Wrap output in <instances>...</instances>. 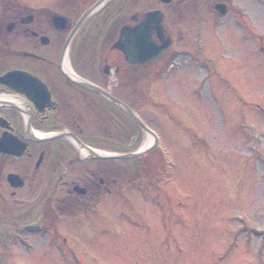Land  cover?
Returning a JSON list of instances; mask_svg holds the SVG:
<instances>
[{
	"label": "rangeland",
	"instance_id": "obj_1",
	"mask_svg": "<svg viewBox=\"0 0 264 264\" xmlns=\"http://www.w3.org/2000/svg\"><path fill=\"white\" fill-rule=\"evenodd\" d=\"M205 25L207 51L134 78L135 111L172 164L164 167L153 137L117 108L118 126L85 141L107 155L146 153L103 159L119 174V192L61 224L59 239L17 231L29 222L14 220L20 212L0 218V264H264V52L249 34L258 26ZM22 199L25 210L32 195Z\"/></svg>",
	"mask_w": 264,
	"mask_h": 264
},
{
	"label": "flooded vegetation",
	"instance_id": "obj_2",
	"mask_svg": "<svg viewBox=\"0 0 264 264\" xmlns=\"http://www.w3.org/2000/svg\"><path fill=\"white\" fill-rule=\"evenodd\" d=\"M102 1L0 0V97L18 103L0 104V218L20 212L14 220L29 222L19 231L32 226L59 239L61 224L96 213L104 195L119 192L113 168L56 136L89 145L85 140L93 130L103 134L118 126L117 108L131 118L116 100L135 111L142 103L135 76L157 74L179 57L207 51L210 43L199 38L208 20L258 26L250 36L264 51V0ZM146 35L160 52L135 63L147 52ZM13 71L26 74L19 76L37 89V103L3 81ZM11 175L20 177L21 187L10 183ZM24 192L32 195L25 210L16 206Z\"/></svg>",
	"mask_w": 264,
	"mask_h": 264
},
{
	"label": "water",
	"instance_id": "obj_3",
	"mask_svg": "<svg viewBox=\"0 0 264 264\" xmlns=\"http://www.w3.org/2000/svg\"><path fill=\"white\" fill-rule=\"evenodd\" d=\"M148 52H150L149 49H148ZM149 58L150 57L141 58V59H133L132 61L143 63L145 61L144 59H149ZM3 81L6 82L8 85L12 86L13 88H15L16 90H18L19 92H25L32 100H34L33 94L37 95V93H38L37 89L33 88L31 83L25 82V81L23 82L22 79L17 78L16 74H12L10 77H8L6 80H3ZM35 102H36V100H35ZM130 114H132L133 118L135 119V121L137 122V124L141 128H143L148 133H151L150 130L143 124V122L133 114L132 111H130ZM141 155H143V153H135V154L111 156V157H113L115 159H128V158L140 157ZM97 157H99V155H97ZM15 185H16V183H15Z\"/></svg>",
	"mask_w": 264,
	"mask_h": 264
},
{
	"label": "bare ground",
	"instance_id": "obj_4",
	"mask_svg": "<svg viewBox=\"0 0 264 264\" xmlns=\"http://www.w3.org/2000/svg\"><path fill=\"white\" fill-rule=\"evenodd\" d=\"M7 102H13V103H10V104H13V105H18V103L16 101H13L11 98H6V97H0V104L1 103H7ZM34 134H42L40 131L38 130H35L34 131ZM152 137V136H151ZM86 151V154H89V151L88 149L85 150ZM96 152H98L99 154H102V155H107L105 154V152L103 151H99V150H95Z\"/></svg>",
	"mask_w": 264,
	"mask_h": 264
}]
</instances>
